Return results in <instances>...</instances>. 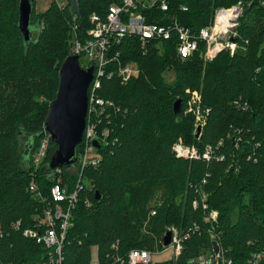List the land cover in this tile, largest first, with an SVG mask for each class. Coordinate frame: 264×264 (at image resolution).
Here are the masks:
<instances>
[{
	"label": "trees",
	"instance_id": "obj_1",
	"mask_svg": "<svg viewBox=\"0 0 264 264\" xmlns=\"http://www.w3.org/2000/svg\"><path fill=\"white\" fill-rule=\"evenodd\" d=\"M240 1L251 4L237 28L239 51L232 55L226 49L205 62L200 46L191 58L181 60L173 40L158 47L150 44L144 51L136 37L113 46L120 64L133 62L139 72L121 84L116 65H111L114 75L101 80L98 96L121 111L110 122L112 143L98 150L100 164L85 169L91 191L79 196L72 211L62 249L65 264H90L93 247L98 264H111L133 249L161 252L167 227L185 230L197 223L200 233L185 242L175 262L163 263L195 264L204 251L211 253V227L203 222L202 212L191 207L196 196L191 185L207 173L208 205L218 211L213 233L224 257L231 264H247L252 254L262 253L264 264V5L261 0H168V14L197 32L210 23L215 9ZM67 2L63 10L51 3L36 13L33 0L30 25L36 31L24 42L17 27L19 0H0V226L5 231L0 264L46 261V250L10 224L20 221L21 229L32 227L33 217L45 207L29 191L32 182L49 200L51 185L59 180L71 189L76 180L66 169L58 177L49 176L48 163L57 148L50 139L37 168L33 157L45 139L44 119L58 89L60 66L69 56L72 25L82 35L91 27L90 15L105 17L118 0H80L76 16L70 12L71 0ZM144 13L148 22H164L156 10ZM187 90L199 93L206 116L199 139L192 135L194 117L184 113ZM177 100L182 109L175 115ZM178 139L199 151L223 139L219 151L225 159L207 165L176 158L171 148ZM95 191L99 200L94 199ZM154 200L160 205L149 206Z\"/></svg>",
	"mask_w": 264,
	"mask_h": 264
},
{
	"label": "built area",
	"instance_id": "obj_2",
	"mask_svg": "<svg viewBox=\"0 0 264 264\" xmlns=\"http://www.w3.org/2000/svg\"><path fill=\"white\" fill-rule=\"evenodd\" d=\"M59 10L67 7V0H50ZM259 1V0H258ZM260 5H264L261 0ZM251 1L238 2L229 7H219L215 9L210 23L194 32L191 28L179 23L171 17L169 12L168 0H118L117 3L109 5L105 17L92 14L89 17L91 27L82 35H78L76 27L72 25L70 38L69 56H76L81 68L88 69L94 65L93 79L87 89V115L85 128L82 134L80 144L77 146L79 163L76 167L66 169L76 174V180L71 189L67 185L55 183L50 186L49 200H46L42 192L38 190L37 185L32 182L29 185V191L35 199L45 203L43 210L33 217L32 227L21 229L20 221L10 224L11 229L19 231L25 239L35 242L46 250V261L39 264H65L63 256V245L68 228L72 226V211L78 204L79 196L90 192V187L82 181V172L87 168H95L100 164V155L98 157L86 156L93 146V141L99 145L97 151L106 146L109 142L111 132L112 116L118 113L120 108L112 101L103 100L98 96L102 78L110 79L114 75L113 70H109L111 65H116V74L120 78L121 84H126L130 79L138 76V68L135 63L129 62L120 64L118 53L112 52L115 44H119L126 37H136L141 48L146 51L152 44L158 47L161 42L174 41L175 51L181 60L191 58L203 46L200 56L205 62L212 61L220 52L228 49L230 55L237 47L236 39L238 37L237 28L246 7H249ZM156 10L163 14L161 21L148 22L144 11ZM180 10L187 11L186 7ZM76 16V14H74ZM75 17L73 18L74 22ZM81 61L84 62L81 65ZM260 68L256 69L258 72ZM188 98L185 102L184 113L191 114L194 117L196 127V139H199L202 129L205 125L206 116L200 108V95L197 91H186ZM126 110H124L125 112ZM105 124V125H104ZM199 132L197 133V130ZM43 140L39 150L33 157V164L37 168L45 155L49 135L44 133ZM235 141V140H232ZM224 140L220 139L216 144L206 145L202 151L194 145H185L182 139L176 141L171 150L176 158L184 160H201L207 165L211 161L222 162L225 156L220 153ZM234 143V142H233ZM237 147V144H235ZM64 168L51 170L50 177H58L62 174ZM78 174H77V173ZM197 184L191 185L196 196L191 202L193 210H200L203 214V222L209 224L211 241H217L220 252L217 261L211 250L210 264H231L230 260L224 257V250L221 247L219 238L213 233L214 227L218 223V211L210 209L208 205V194L205 191L206 177ZM84 205L90 206V202L85 198ZM155 211H151L154 215ZM201 226L197 223L191 224L185 230L178 229L175 226L166 228L170 234V241L167 248L172 252L171 261L175 262L184 249V244L191 236L200 233ZM165 232V233H166ZM164 233V235H165ZM5 231L0 226V240ZM163 235V236H164ZM162 245V240H161ZM114 248V246H112ZM163 247V245H162ZM164 248V247H163ZM152 253L148 250L133 249L130 250L125 258L116 256L111 264H150L152 263ZM262 253L252 254L247 264H260ZM199 264H205L204 255L201 254L196 259ZM13 264V263H7Z\"/></svg>",
	"mask_w": 264,
	"mask_h": 264
},
{
	"label": "water",
	"instance_id": "obj_3",
	"mask_svg": "<svg viewBox=\"0 0 264 264\" xmlns=\"http://www.w3.org/2000/svg\"><path fill=\"white\" fill-rule=\"evenodd\" d=\"M79 1L71 0V13L79 14ZM32 9L33 0H19L17 27L24 42L32 40L33 31H36V27L30 25ZM93 70V64L88 69L81 68L76 56L66 57L60 66L58 89L55 98L48 105V114L44 119L42 132L43 134L46 132L49 139L57 146L48 163L49 170L69 169L79 163L77 146L81 142L85 128L87 89L93 79ZM181 109L182 101H175L173 113L177 115ZM92 144L94 148H99L96 141ZM94 199H100L97 191L94 192ZM169 241L170 234L166 232L162 238L163 247H167ZM211 250L217 261L220 252L217 241H211Z\"/></svg>",
	"mask_w": 264,
	"mask_h": 264
},
{
	"label": "rangeland",
	"instance_id": "obj_4",
	"mask_svg": "<svg viewBox=\"0 0 264 264\" xmlns=\"http://www.w3.org/2000/svg\"><path fill=\"white\" fill-rule=\"evenodd\" d=\"M50 4H51V1L50 0H34V10H35L36 13H38V12H44V11H46L48 9V7H49ZM235 51H239L238 45H237L236 49L234 50V52ZM83 64H84V62L81 61V65H83ZM172 78H173V76L170 74L167 77V80L168 81H171ZM242 108L244 110H247V105L246 104H243ZM192 135L194 137L197 135L196 134V127H195L194 121H193V125H192ZM98 155H99V153H98V151L96 149H91L86 154V156L88 158H90V157H98ZM84 172H85V170L82 173L84 174ZM82 181L85 182L86 186L89 185L91 187L90 182L87 180V178L84 175L82 176ZM88 182H89V184H88ZM155 204L160 205L159 201L154 200L153 202H151L149 204V206H152V205H155ZM230 212H231L230 213L231 214V219H232V221H234L235 218H236L237 209L233 208V209L230 210ZM96 251H97L96 250V247H93L91 249V262H90V264H98V261H97V252ZM151 252H153L152 253V263L153 264H163V263H166V262L171 261V259H172V252L167 247H164V249L161 252L159 250H153ZM202 254L204 255V260L206 261L205 264H210L209 263V261H211L210 260V255H209L210 252L209 251H204ZM193 263L199 264L198 262H196V260Z\"/></svg>",
	"mask_w": 264,
	"mask_h": 264
}]
</instances>
